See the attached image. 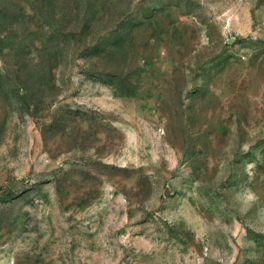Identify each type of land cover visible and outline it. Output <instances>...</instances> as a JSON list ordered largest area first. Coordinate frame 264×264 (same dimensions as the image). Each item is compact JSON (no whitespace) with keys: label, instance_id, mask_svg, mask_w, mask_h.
<instances>
[{"label":"rangeland","instance_id":"rangeland-1","mask_svg":"<svg viewBox=\"0 0 264 264\" xmlns=\"http://www.w3.org/2000/svg\"><path fill=\"white\" fill-rule=\"evenodd\" d=\"M0 264H264V0H0Z\"/></svg>","mask_w":264,"mask_h":264}]
</instances>
